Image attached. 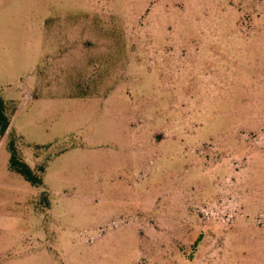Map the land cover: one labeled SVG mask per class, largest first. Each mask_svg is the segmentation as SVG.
<instances>
[{"label":"rangeland","instance_id":"374dc122","mask_svg":"<svg viewBox=\"0 0 264 264\" xmlns=\"http://www.w3.org/2000/svg\"><path fill=\"white\" fill-rule=\"evenodd\" d=\"M0 97V264H264V0H0Z\"/></svg>","mask_w":264,"mask_h":264},{"label":"trees","instance_id":"16d2710c","mask_svg":"<svg viewBox=\"0 0 264 264\" xmlns=\"http://www.w3.org/2000/svg\"><path fill=\"white\" fill-rule=\"evenodd\" d=\"M7 105L0 97V134L4 135L7 131H9L10 123H11V115L7 113ZM13 134V133H12ZM14 135V134H13ZM15 136V135H14ZM17 137V136H15ZM18 138V137H17ZM9 151L11 153L10 159V168L19 174H21L29 183L34 186H42V174L45 170L44 166H41L39 169V174H35L32 169L23 161L21 154L17 148L16 141L13 139L10 141Z\"/></svg>","mask_w":264,"mask_h":264},{"label":"crops","instance_id":"0c3cea01","mask_svg":"<svg viewBox=\"0 0 264 264\" xmlns=\"http://www.w3.org/2000/svg\"><path fill=\"white\" fill-rule=\"evenodd\" d=\"M14 115V114H13ZM13 115L11 116V123H10V127H9V132L12 133V119H13Z\"/></svg>","mask_w":264,"mask_h":264}]
</instances>
